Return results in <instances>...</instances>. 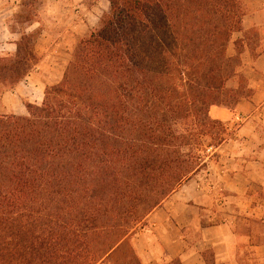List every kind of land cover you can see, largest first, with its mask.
Listing matches in <instances>:
<instances>
[{
    "label": "trees",
    "instance_id": "obj_1",
    "mask_svg": "<svg viewBox=\"0 0 264 264\" xmlns=\"http://www.w3.org/2000/svg\"><path fill=\"white\" fill-rule=\"evenodd\" d=\"M109 1L52 98L0 114V264H141L134 229L200 169L210 107L247 98L226 52L240 0Z\"/></svg>",
    "mask_w": 264,
    "mask_h": 264
},
{
    "label": "crops",
    "instance_id": "obj_2",
    "mask_svg": "<svg viewBox=\"0 0 264 264\" xmlns=\"http://www.w3.org/2000/svg\"><path fill=\"white\" fill-rule=\"evenodd\" d=\"M110 8L109 0H0V61H26L20 79L0 80V114L25 116L28 104H42L62 82L73 43ZM253 64L244 70L252 95L233 109L210 107L226 127L222 143L135 235L141 264H264V144L256 132L264 125V35Z\"/></svg>",
    "mask_w": 264,
    "mask_h": 264
},
{
    "label": "rangeland",
    "instance_id": "obj_3",
    "mask_svg": "<svg viewBox=\"0 0 264 264\" xmlns=\"http://www.w3.org/2000/svg\"><path fill=\"white\" fill-rule=\"evenodd\" d=\"M243 8V17H242V27L241 31H236L233 33L230 42L227 45V55L230 57H235L237 56L240 58L241 65L238 67V72L242 75L241 77H237L233 79L232 81L229 82V86L232 87L233 89H236L238 91H241V93L249 98L252 93L253 89L249 87V79L246 76V68L251 71V68H253V63L255 62V59L257 57L258 50L262 48L263 46V35H264V0H240ZM77 43H73L71 50L74 51ZM27 48H31L32 44H27ZM251 55H250V54ZM253 58V63H251V59H249V55ZM25 54H22V57H24ZM10 61V60H9ZM8 59H4L3 62H1L0 65H3L7 62H9ZM26 62V61H25ZM23 62L21 65L18 67V71L24 72L26 70V66L24 65ZM250 62V64L248 63ZM248 72V71H247ZM10 73V74H9ZM3 78L7 79V82H14L15 79L17 78L15 74H12L10 70L8 69ZM7 74V75H6ZM14 75V76H13ZM12 79H10V77ZM52 98V93H51V87L47 89L46 92V97L44 102L48 99ZM42 104H31V107H28V114L23 116V117H29L30 114L34 112L33 107H41ZM11 115V114H8ZM15 115V114H14ZM18 116V115H17ZM185 126H181L180 129L181 131L185 132L184 130ZM226 132V127L225 124H221L216 126V128L213 130L212 134L208 137H206L201 144V146L198 148L197 153L202 157L201 161V167H204L206 165V161L210 154L214 151L215 147H217L219 144L222 143V139H224V134ZM256 132L259 135L263 136V140L261 141L262 144H264V125L263 127H257ZM185 134V133H184ZM183 151L185 152H191L190 146H184ZM179 187V186H178ZM176 187V189L178 188ZM123 211V210H121ZM148 216V215H147ZM146 218L137 225V227L134 229V234L131 237V244L134 246V237L135 235L140 232L143 227L146 225ZM136 251V250H134ZM138 256V255H137ZM124 259L126 258L125 255H123ZM120 258V257H119ZM118 256L115 257L112 261H106L105 263L101 264H137L135 261L131 260L130 256H127L125 259L126 262L119 261ZM139 258V257H138ZM140 260V259H139Z\"/></svg>",
    "mask_w": 264,
    "mask_h": 264
}]
</instances>
